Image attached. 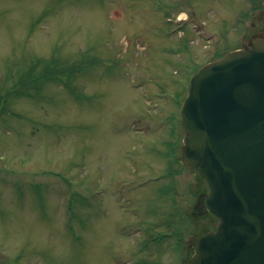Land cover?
<instances>
[{"label": "rangeland", "instance_id": "374dc122", "mask_svg": "<svg viewBox=\"0 0 264 264\" xmlns=\"http://www.w3.org/2000/svg\"><path fill=\"white\" fill-rule=\"evenodd\" d=\"M255 32L264 0H0V94L38 59L85 68L0 107V264L190 258L218 219L192 215L206 184L177 161L180 106Z\"/></svg>", "mask_w": 264, "mask_h": 264}, {"label": "water", "instance_id": "95a60500", "mask_svg": "<svg viewBox=\"0 0 264 264\" xmlns=\"http://www.w3.org/2000/svg\"><path fill=\"white\" fill-rule=\"evenodd\" d=\"M180 118V161L219 219L185 264H264V36L194 74Z\"/></svg>", "mask_w": 264, "mask_h": 264}, {"label": "trees", "instance_id": "16d2710c", "mask_svg": "<svg viewBox=\"0 0 264 264\" xmlns=\"http://www.w3.org/2000/svg\"><path fill=\"white\" fill-rule=\"evenodd\" d=\"M82 64L81 61L78 65L77 61L66 63L54 58L49 61L38 59L30 68H25L23 75L13 87L2 91L4 93L0 94V107L5 108L9 95L18 96L23 90L27 91L30 87L40 86L47 78L59 80L69 91L73 92L72 79L78 68L84 71L85 68ZM39 65L40 68L37 67ZM75 96H77L76 93Z\"/></svg>", "mask_w": 264, "mask_h": 264}, {"label": "flooded vegetation", "instance_id": "af4514ba", "mask_svg": "<svg viewBox=\"0 0 264 264\" xmlns=\"http://www.w3.org/2000/svg\"><path fill=\"white\" fill-rule=\"evenodd\" d=\"M252 26H253V24H252ZM201 195V194H200ZM200 195H198V196H200Z\"/></svg>", "mask_w": 264, "mask_h": 264}]
</instances>
